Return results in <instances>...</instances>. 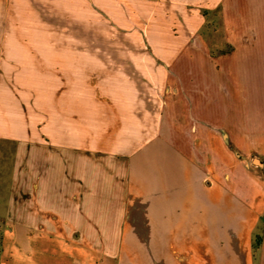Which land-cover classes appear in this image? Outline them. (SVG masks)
<instances>
[{"label":"crops","instance_id":"0c3cea01","mask_svg":"<svg viewBox=\"0 0 264 264\" xmlns=\"http://www.w3.org/2000/svg\"><path fill=\"white\" fill-rule=\"evenodd\" d=\"M220 7L213 153L264 164V0H0V264H264V180L205 183L163 128ZM108 26L130 48L92 50Z\"/></svg>","mask_w":264,"mask_h":264},{"label":"rangeland","instance_id":"374dc122","mask_svg":"<svg viewBox=\"0 0 264 264\" xmlns=\"http://www.w3.org/2000/svg\"><path fill=\"white\" fill-rule=\"evenodd\" d=\"M212 14L205 15V25L200 33V40L192 41L189 47V59L184 61L183 65L187 68V71L183 72L178 77L174 76L173 85H176L177 91H170L172 98L182 102V106L177 104L175 110L171 114V120L164 124L163 128L167 132L169 129H185L187 136V145L190 148L188 156V162L194 164L201 162L198 167L203 169V178L205 183L211 184V181L215 177L226 178H249V179H262L264 180V164L263 166L255 163L256 160H260V155L256 154H243L239 153L235 149L232 151L233 144H229V139L225 137V133L221 132L219 143L224 150L219 153H213V147L215 145L212 139L211 129V106H212V69L215 67L216 55L227 54L233 50L226 42L222 41V31L220 36L217 34L219 25L222 21L223 15L221 7L216 10H208ZM97 29V30H96ZM93 30L92 41L90 42V48L92 50H114V49H126L129 43L124 42V37H132L133 31L131 29L118 26L97 27ZM98 30H104L100 34ZM221 30V28H220ZM215 33V34H214ZM134 48V47H132ZM195 58L198 61L199 73L195 70V63L191 61ZM192 56V57H191ZM214 56V61L213 57ZM217 65V64H216ZM142 95L147 97L149 94L147 91H141ZM158 98H164V93H156ZM174 107V106H173ZM168 106H165V110L168 111ZM169 118V116H168ZM175 118V120H174ZM169 120V119H168ZM223 136V137H222ZM168 140V138H167ZM229 150V151H228ZM229 153H227V152ZM259 231V230H258ZM256 232L254 236V244L257 248L261 237V232ZM261 243V241H260Z\"/></svg>","mask_w":264,"mask_h":264},{"label":"trees","instance_id":"16d2710c","mask_svg":"<svg viewBox=\"0 0 264 264\" xmlns=\"http://www.w3.org/2000/svg\"><path fill=\"white\" fill-rule=\"evenodd\" d=\"M208 14H212V12H210V11H205V12H204V16H205V15H208ZM259 245H260V241H259Z\"/></svg>","mask_w":264,"mask_h":264},{"label":"water","instance_id":"95a60500","mask_svg":"<svg viewBox=\"0 0 264 264\" xmlns=\"http://www.w3.org/2000/svg\"><path fill=\"white\" fill-rule=\"evenodd\" d=\"M255 163H257V164L263 166V164H262L259 160H256Z\"/></svg>","mask_w":264,"mask_h":264}]
</instances>
